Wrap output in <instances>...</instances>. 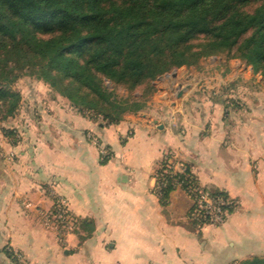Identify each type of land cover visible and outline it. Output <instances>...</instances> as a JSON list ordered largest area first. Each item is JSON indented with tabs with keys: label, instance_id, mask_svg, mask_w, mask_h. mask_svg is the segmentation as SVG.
Listing matches in <instances>:
<instances>
[{
	"label": "crops",
	"instance_id": "1",
	"mask_svg": "<svg viewBox=\"0 0 264 264\" xmlns=\"http://www.w3.org/2000/svg\"><path fill=\"white\" fill-rule=\"evenodd\" d=\"M258 75L236 60L209 59L199 72L181 67L142 112L106 126L69 114L61 134L47 142L35 138L31 149L12 158L0 155V264H19L9 250L24 264L264 258V83ZM175 81L189 91L178 94ZM174 157L196 185L233 202L221 224L192 222L188 187L173 184L160 200L156 172ZM60 204L70 224L58 233L47 219Z\"/></svg>",
	"mask_w": 264,
	"mask_h": 264
},
{
	"label": "trees",
	"instance_id": "2",
	"mask_svg": "<svg viewBox=\"0 0 264 264\" xmlns=\"http://www.w3.org/2000/svg\"><path fill=\"white\" fill-rule=\"evenodd\" d=\"M254 1V9L245 11ZM197 38L204 43L193 51ZM218 50L240 58L264 81V0H0V66L24 67L110 124L143 106L117 97V85L134 88ZM3 68L7 83L0 100L11 113L16 95L6 86L17 75ZM183 168L173 174L168 159L162 161L156 172L160 200L173 184L195 183ZM241 264H264V258Z\"/></svg>",
	"mask_w": 264,
	"mask_h": 264
},
{
	"label": "rangeland",
	"instance_id": "3",
	"mask_svg": "<svg viewBox=\"0 0 264 264\" xmlns=\"http://www.w3.org/2000/svg\"><path fill=\"white\" fill-rule=\"evenodd\" d=\"M256 5L257 3L255 1L249 2L244 9L245 11H250L253 10ZM203 43L201 38L192 40L191 44L197 46L193 48V51H197L198 47ZM209 59L212 61H217L219 59L236 60L245 64L238 57L227 56L225 50H218L213 54L200 56L195 62L189 65L173 68L169 72H165L157 77L155 76L156 78L154 77L150 81L146 80L140 82V84L134 88L130 87L128 83L117 85L115 87V94L117 97L126 98L129 102L136 100L143 103V106L139 110L124 113L121 119L128 114H137L147 109L148 100L155 92V89L160 87L161 82L164 81V79H159L161 76L165 74H172V76H174L181 67L187 69L191 68L193 72H199L202 64ZM13 66V63H9L6 66L4 65V68L0 66L4 70L10 67L14 68L13 73L17 75L6 86L9 91L16 95L15 108H13V111L11 113L6 112V105H3L2 100H0V155H8L12 158L15 151L18 149L24 152L31 149L32 145H34L32 141L35 138H37V141L43 142L46 141L45 139L48 141L53 135L61 134L60 131H63L61 127H64L61 123L64 122L69 114H73L74 116L79 115L93 123H100L105 126L110 124L108 119L105 118L103 114L97 113L95 109L84 107L82 110L80 106L73 105L71 101L60 95L47 81L41 80L33 74L26 73L24 67L20 68ZM246 66L251 68L250 65ZM253 73L258 74L257 72ZM256 80H258V84L264 83L261 75H258ZM105 82L109 86L110 83L108 81ZM5 83H7L6 80L3 76H0V87H5ZM178 83L180 82L175 81L172 85L174 89L178 88ZM8 99L10 100L11 98H6V100ZM88 138L95 142L91 134L88 135ZM47 222L49 226L53 228L52 230L55 229L58 233H60L61 230L65 232V230L69 229V227H64L65 225L58 223L54 215H51L49 220L47 219Z\"/></svg>",
	"mask_w": 264,
	"mask_h": 264
},
{
	"label": "built area",
	"instance_id": "4",
	"mask_svg": "<svg viewBox=\"0 0 264 264\" xmlns=\"http://www.w3.org/2000/svg\"><path fill=\"white\" fill-rule=\"evenodd\" d=\"M171 76L172 74H165L159 79L165 80ZM177 87V93H180V95L185 94L190 89V87L183 81L178 83ZM202 90L205 91V86L202 87ZM168 168L173 174L183 173L184 170L181 161H179L176 157L168 160ZM157 187L159 189L160 184H157ZM187 193L193 200V207L190 216L193 220L202 224H221L228 211L234 207L233 202L227 197L219 194H213L209 189L200 187L195 183L193 185H189ZM52 215H54L56 221L61 225L70 224V219L63 204L57 205ZM11 252L19 264H24L23 257L19 252L13 250H11Z\"/></svg>",
	"mask_w": 264,
	"mask_h": 264
},
{
	"label": "water",
	"instance_id": "5",
	"mask_svg": "<svg viewBox=\"0 0 264 264\" xmlns=\"http://www.w3.org/2000/svg\"><path fill=\"white\" fill-rule=\"evenodd\" d=\"M178 94H180V93H178Z\"/></svg>",
	"mask_w": 264,
	"mask_h": 264
}]
</instances>
